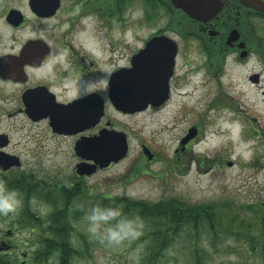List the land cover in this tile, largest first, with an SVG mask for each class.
<instances>
[{
	"label": "rangeland",
	"instance_id": "rangeland-1",
	"mask_svg": "<svg viewBox=\"0 0 264 264\" xmlns=\"http://www.w3.org/2000/svg\"><path fill=\"white\" fill-rule=\"evenodd\" d=\"M112 1L107 0V10L112 8ZM140 6L127 16L143 23ZM73 16L75 12H68L63 19L69 21ZM76 19L78 29H84L79 39L90 46L96 43L94 34L104 37L108 44L125 41L121 47L115 46L124 53L135 44L136 34L129 30L122 33L114 18L107 17L104 23L101 19L97 23L92 16ZM166 21L162 17L155 23L165 25ZM255 24L262 40L259 45H251L247 57L238 59L236 52L219 55L205 46L200 50V44H188L169 101L159 109L119 117L127 136L128 155L89 178L86 183L95 189L87 192L90 199H80L74 205L70 216L74 217L75 211L82 213L73 224L86 237L91 257L75 259L73 264H142L145 226L120 215H99L94 210L93 196L128 197L157 208L180 203L189 207L217 205L212 214L221 212L220 226L214 230L184 226L156 264H194L195 251L202 264H264L260 231V215L264 213V27ZM0 31L6 33L1 16ZM2 43L9 44L5 40ZM1 51H6L3 45ZM111 58H107V74L112 70ZM126 60L127 56L118 64ZM14 98V89L0 84V134L10 136V150L24 163L21 168L0 174V179L37 171L38 180L52 186L56 175L70 176L71 166L76 163L70 144L59 145L55 157L44 155L46 150L54 149V144L42 139V126L23 122L21 115L7 116L6 111L11 110L8 102ZM191 127L197 128V136L182 150L180 140ZM220 132L223 135L216 138L215 133ZM143 146L151 152V160ZM11 197L18 206L7 214L0 213V236L12 229L9 240L19 255V250L28 247L29 231L20 230L24 203L19 195ZM29 205L41 218L52 211L41 200ZM21 238L27 242L24 247ZM72 243L81 247L76 236Z\"/></svg>",
	"mask_w": 264,
	"mask_h": 264
},
{
	"label": "flooded vegetation",
	"instance_id": "flooded-vegetation-1",
	"mask_svg": "<svg viewBox=\"0 0 264 264\" xmlns=\"http://www.w3.org/2000/svg\"><path fill=\"white\" fill-rule=\"evenodd\" d=\"M198 2H200L198 5V8H201L200 14L210 17L213 10L217 9L216 13L205 21L194 19L189 17L184 9L175 7L173 0H148L147 4L145 0H113L109 3L112 6L109 10H107V0H60L55 13L51 11L49 0H0V16L6 29V33L0 31V45L6 49L4 53L0 52V59L8 56L16 57L15 64L9 71L13 75L7 78L0 77V84L13 88L17 97L8 102L11 104V110L6 111L7 116L11 118L13 115H21L23 122L42 126V139L54 144V149L46 150L44 155L54 156L59 145L68 142L69 151L76 160L75 165L71 166L70 176L56 175L54 184L45 188L39 186L41 188L37 189L38 193L75 189L94 191L95 189L86 183L87 180L117 163H111L104 169H97L91 175L78 174L76 165L87 159L76 152V142L97 137L103 130L123 132V125L118 121L120 116H135L148 110L162 108L168 102L158 106H148L143 111L123 113L117 110L109 99L111 75L117 70L130 68L133 56L144 49L151 38L166 37L176 48L172 75L168 80L170 95L173 81L179 71L181 56L185 53L188 44L191 46L200 44V50L205 46L218 52L219 55L236 52L239 53L238 59L247 57L251 45H259L262 38L257 32L255 23H262L264 27V14L254 7L264 4V0H200ZM139 5L143 11L140 17L144 25L138 18L132 19L131 16H127L131 11L137 10ZM12 11H17L18 18L9 17ZM68 12H75L76 16L64 21V14ZM110 15H113L111 17L114 18V23L117 24L118 21L117 27L122 33H127L129 30L130 33L136 34L135 44L129 48V52L117 51L125 41L108 44L104 37L94 34L96 43L90 46L87 41L79 39L78 35L83 33L84 29H78L79 21L76 17H80L81 20L83 17L92 16L97 23L100 19L104 23ZM162 17L167 20L165 25L155 23L157 18L162 19ZM232 31H235L234 39L230 40ZM140 32H143L142 36H138ZM4 40L9 44H3ZM31 41L37 42H32L34 45L28 48ZM115 46L118 48L116 49ZM243 53L244 55L241 56ZM109 56H113L110 59L113 66L107 74ZM125 56H127L126 62L119 65L118 63ZM21 57L23 58L17 63V59ZM24 95L31 96V102L37 104L38 110L49 113L36 121L33 120L28 115L29 108H26L23 101ZM82 100L86 106L83 110L92 106L95 113L93 120L97 118V121L88 122L84 127L80 126L79 128L82 129L77 132L69 131L66 124L72 111L66 110V107ZM77 107L80 111L82 105ZM2 134L7 135L8 143L0 147V151L16 156L20 160V166L0 171V174H5L12 169L21 168L24 161L10 150V136L7 133ZM195 136H197V128ZM181 148L184 149L183 146ZM36 173L37 171L21 172L20 175H33L38 180ZM33 200H41V198L37 195L29 196L27 204H31ZM51 207L50 213L54 211V207ZM32 214L37 217L31 222L23 223L20 228L29 231L28 247L19 250V255L17 252L14 253L15 245L9 240L13 230L8 229L0 236V254L11 257V260H17L18 264H59L60 253L57 245L56 247L54 245V217L41 218L34 211ZM74 236L76 235H73L72 239ZM24 241L21 238L22 247L24 244L27 245ZM43 256L44 259L41 258Z\"/></svg>",
	"mask_w": 264,
	"mask_h": 264
},
{
	"label": "water",
	"instance_id": "water-1",
	"mask_svg": "<svg viewBox=\"0 0 264 264\" xmlns=\"http://www.w3.org/2000/svg\"><path fill=\"white\" fill-rule=\"evenodd\" d=\"M51 11L54 13L59 7L60 0H49ZM200 0H173V4L177 8L184 9L189 17L205 21L211 18L217 9L213 10V14L204 16L200 14L201 8H198ZM220 9V8H219ZM255 10L264 14V4L255 6ZM212 11V9L210 10ZM17 17V11L9 13V17ZM235 31L231 32L230 40L234 39ZM166 37H154L150 39L145 48L140 50L131 60L132 67L129 69H120L113 73L109 80V99L117 110L124 113H132L145 110L149 105L158 106L164 103L169 96L168 80L172 75L174 66V56L176 48ZM31 41L28 48L34 45ZM157 51H160L157 53ZM244 53L241 55L243 56ZM16 57H4L0 59V77L7 78L13 75L9 73L15 64ZM17 59V63L20 59ZM37 58V56H34ZM252 79V78H251ZM256 80V77L254 78ZM31 96L24 95L23 101L26 108H29L28 115L33 120H38L46 116L49 112H41L37 109V104L31 102ZM79 105H82L78 111ZM84 101L74 102L66 107L71 110L70 118H68V130L77 132L80 126L88 125V122L97 121L94 118L92 106L83 110ZM86 107V106H85ZM98 117V116H97ZM195 129L190 128L188 134L182 138L181 145H185L191 138L195 136ZM7 136L0 134V147L7 145ZM75 150L79 156L88 162H80L76 165V172L80 175H91L96 171L98 165L100 168L107 167L111 162H118L126 157L128 153V144L126 135L122 132H114L103 130L100 135L90 139H82L75 144ZM145 153L151 158L149 151L145 148ZM20 166L19 158L0 151V170L6 171L10 167Z\"/></svg>",
	"mask_w": 264,
	"mask_h": 264
},
{
	"label": "trees",
	"instance_id": "trees-1",
	"mask_svg": "<svg viewBox=\"0 0 264 264\" xmlns=\"http://www.w3.org/2000/svg\"><path fill=\"white\" fill-rule=\"evenodd\" d=\"M148 3V0H145ZM109 19L113 17L109 16ZM61 184V183H60ZM46 187L42 182L32 176L19 175L18 177L3 176L0 179V201L12 195H19L22 202L21 216L19 221L21 226L25 222H31L37 217L32 214L30 205L27 204L29 196H39L41 200L50 203L54 211L48 217H54V245L58 248L59 264H73L75 259L90 258L91 252L86 237L77 234V230L72 225L73 221L80 219L81 212L75 211L74 217L70 216L74 205L80 199H90L87 197L86 190L75 189L74 191L44 192L38 193L37 189ZM38 193V194H37ZM58 193V194H57ZM23 195L25 198H23ZM91 195V194H90ZM94 210L106 217L115 215L123 216L126 219L134 220L145 226L143 231V241L146 242L145 252L141 257L142 264H156L171 247L176 235L184 226H195L196 228L210 229L221 225V212H215V204L204 205L201 207H189L183 203L170 204L166 208H157L148 205L146 202L134 201L128 197H96L93 196ZM213 209V210H212ZM260 231L264 238V213L260 215ZM76 235L81 247L75 248L72 237ZM49 247V246H48ZM197 256V257H196ZM45 256L41 257L44 259ZM195 257L198 264H202L201 257L197 251ZM0 264H18L17 260L0 254Z\"/></svg>",
	"mask_w": 264,
	"mask_h": 264
},
{
	"label": "clouds",
	"instance_id": "clouds-1",
	"mask_svg": "<svg viewBox=\"0 0 264 264\" xmlns=\"http://www.w3.org/2000/svg\"><path fill=\"white\" fill-rule=\"evenodd\" d=\"M18 206V201L13 197H7L3 201H0V213L7 214L14 211Z\"/></svg>",
	"mask_w": 264,
	"mask_h": 264
},
{
	"label": "bare ground",
	"instance_id": "bare-ground-1",
	"mask_svg": "<svg viewBox=\"0 0 264 264\" xmlns=\"http://www.w3.org/2000/svg\"><path fill=\"white\" fill-rule=\"evenodd\" d=\"M179 90H180V88H178ZM186 95V94H185ZM223 135V133H215V136H216V138H219V137H221Z\"/></svg>",
	"mask_w": 264,
	"mask_h": 264
}]
</instances>
